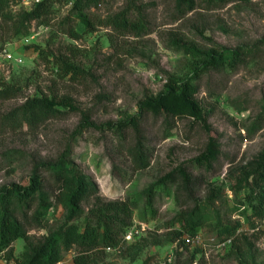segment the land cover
I'll return each instance as SVG.
<instances>
[{"label": "rangeland", "instance_id": "1", "mask_svg": "<svg viewBox=\"0 0 264 264\" xmlns=\"http://www.w3.org/2000/svg\"><path fill=\"white\" fill-rule=\"evenodd\" d=\"M53 1L50 24L33 22L21 37L14 33L19 14L27 9L23 0H11L0 13V91L10 96L0 95V191L26 183L35 163L65 156L97 193H89L80 211L72 213L57 202L49 180L52 207L45 227H27L29 243L37 245L64 224L83 225L99 196L135 206L133 237L122 236L113 250L73 247L57 264H190L196 252V263L264 264V217L249 207L239 188L241 170L264 149V0H195L192 11L179 10L176 0H97L85 10L96 24L92 32L74 9L75 0ZM123 11L144 23L145 30L120 32L106 25ZM68 29L81 37L72 38ZM218 46L253 52L236 70L210 69L194 81L206 124L144 117L147 168L135 169L132 130L120 138L83 123L84 116L100 126L135 115L139 102L161 92L169 76L190 74L191 48ZM35 97L54 99L65 113L30 127L27 104ZM211 138L219 158L211 170L198 169L192 161ZM178 169L190 176L187 192H180V179L166 188L158 185ZM195 201L204 203L209 223L195 238L178 236L176 217ZM13 246L19 257L26 242ZM0 264H7L2 254Z\"/></svg>", "mask_w": 264, "mask_h": 264}, {"label": "trees", "instance_id": "2", "mask_svg": "<svg viewBox=\"0 0 264 264\" xmlns=\"http://www.w3.org/2000/svg\"><path fill=\"white\" fill-rule=\"evenodd\" d=\"M11 0H0V13L9 7ZM228 0H209L210 3H225ZM249 3L252 0H234ZM177 8L182 11L195 9V0H176ZM97 0H75L74 9L80 15L87 31L92 32L96 24L85 12L87 8L97 6ZM55 13V2L44 0L41 4L27 8L19 14L16 24L18 30L15 37L28 33L33 22L38 25H49ZM106 25L120 32L145 30V24L134 22L127 11H123L106 20ZM74 39L81 35L75 29L66 32ZM264 42V40H263ZM3 48L0 47V51ZM252 48L238 47L230 49L224 46L208 50L191 48L192 54L190 74L181 78L169 76L164 89L156 95H147L139 102V110L135 115H127L118 122H107L100 126L84 116L86 125L108 130L122 138L132 130L136 136V144L132 150L136 170L147 168L151 159L145 150L141 124L145 116L188 118L198 123H207L202 106L197 98L199 88L194 81L201 78L204 72L213 70H236L252 54ZM71 67V66H70ZM0 95L9 96L8 90L0 91ZM70 105V104H69ZM60 104L48 97H35L27 104L26 122L30 127L40 126L51 119L60 118L65 112L59 109ZM219 158L217 143L210 139L206 151L195 158L192 164L198 169L209 171ZM240 190L245 192V199L253 211L264 217V149L241 170ZM48 175V178L43 176ZM178 174V175H177ZM178 179L182 181V190L186 191L190 183V176L184 170H176L167 175L158 185L166 188L174 185ZM52 182L57 202L68 208L72 213L80 211L79 205L87 199L89 193H97L95 184L86 183L77 165L69 157L62 156L56 161L35 163L33 171L26 183L12 184L0 191V254L7 264H57L62 260L63 253L77 247L80 251H89L104 247L114 249L120 246L121 237L127 235L132 227L135 206L129 201L104 202L99 196L93 208L86 215L83 225L64 224L57 231L50 233L37 245L29 243L30 236L27 229L45 227L46 216L50 208L51 194L48 182ZM253 203V204H252ZM203 202H196L194 207L182 211L176 222L181 228L174 233L188 239L195 238L199 230L209 223L210 215ZM230 234V233H229ZM126 237V236H125ZM26 242V248L19 257L14 254V243L18 240ZM228 235L225 240H229ZM236 248V240H233ZM196 254L190 264L196 263ZM77 264H81L78 260ZM196 264H206L199 259Z\"/></svg>", "mask_w": 264, "mask_h": 264}, {"label": "built area", "instance_id": "3", "mask_svg": "<svg viewBox=\"0 0 264 264\" xmlns=\"http://www.w3.org/2000/svg\"><path fill=\"white\" fill-rule=\"evenodd\" d=\"M44 0H23V3L25 4V6L27 8H32L34 6H37L39 4H41ZM134 235V230L132 231V229H130V231L127 233L125 239H131L133 236L131 235ZM108 250H112V249H108Z\"/></svg>", "mask_w": 264, "mask_h": 264}]
</instances>
